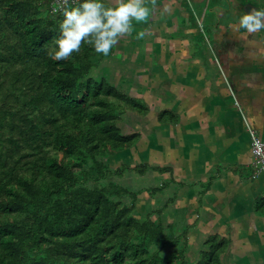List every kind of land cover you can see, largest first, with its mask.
<instances>
[{
    "label": "trees",
    "instance_id": "obj_1",
    "mask_svg": "<svg viewBox=\"0 0 264 264\" xmlns=\"http://www.w3.org/2000/svg\"><path fill=\"white\" fill-rule=\"evenodd\" d=\"M55 1L0 0V264H223L227 237L210 236L190 256L188 229L175 236L155 214L135 215L143 192L113 178L169 169L112 168L107 160L141 139L123 130L125 116H149L156 125L176 116L165 111L157 118L115 77L91 76L117 44L108 56L85 43L69 58L53 59L63 19Z\"/></svg>",
    "mask_w": 264,
    "mask_h": 264
},
{
    "label": "rangeland",
    "instance_id": "obj_2",
    "mask_svg": "<svg viewBox=\"0 0 264 264\" xmlns=\"http://www.w3.org/2000/svg\"><path fill=\"white\" fill-rule=\"evenodd\" d=\"M153 1L157 4L154 3L149 20L138 24L140 29L146 31V35L138 38V27L123 35L112 56L96 61L91 76L95 79L105 76L110 80L115 77V83L126 93L143 97L142 100L150 104L151 115H155L157 108H161V112L169 111L175 116L179 115L178 112L182 113L187 121L182 127L179 125V132H174L170 125L160 129L151 123L152 118L149 116L127 113L125 118H128V124L123 130L126 127L129 133L139 132L141 139L133 149H127L108 159L112 168L141 164L157 167V163L165 168L171 162L170 168L179 175L173 181L180 180L187 184L195 177L193 171L199 167L200 158L204 157V143L207 138H200L203 137L201 129L204 126L211 125V130L216 132L217 118L221 120L223 115L231 112L234 119H241L248 132L250 129L258 132V128H264V29L244 34L246 30L238 24L244 11H251L257 6L264 7V0H210V9L207 15L208 6L204 9L203 19H200V2L205 0H149L150 4ZM192 21L197 22L198 28L195 23L191 25ZM224 35L227 36L229 44L233 43L227 49L225 58H220L219 51L226 46L218 43ZM234 56L238 59L235 60ZM155 61L157 64H154ZM171 72L175 75L170 76ZM166 77H172L173 82L168 83L167 88H158L161 82L157 85V80H164ZM206 102L210 108L207 114L211 118L204 113ZM192 110L197 112V118L192 115ZM248 113L253 116L252 121L255 123H252ZM212 118L215 123L210 122ZM224 131H227L226 125ZM180 132H188L189 136L184 135L188 136L187 142L182 143L183 140L177 138ZM242 137L249 138L248 134H243ZM183 144H186L185 148L180 147ZM171 147L173 148L170 151ZM195 164L197 168L194 169ZM206 168L207 166L202 165L199 167L197 173L200 181H208L204 176L201 179L200 174ZM171 169L166 173L150 170L145 175L127 171L122 178L113 180L132 192L142 191L143 194L135 201V215L144 220L155 214V220L161 221L167 233L171 232L168 225H172V233L178 236L183 233L186 225L197 219V226L192 224L193 228L187 235L190 246L187 255L191 256L210 237L211 229L204 228V214L196 203L192 204V211L180 210L179 208L185 206V199L181 198L176 203L171 202L167 210H162L165 201L175 191V185L170 183L169 178ZM187 173L184 179L185 176L182 175ZM199 180L198 177L195 178L196 183ZM164 185L167 187L162 192L151 193L152 189L162 188ZM192 190L196 188L193 187ZM124 203L127 204L128 200ZM192 212L193 215H190ZM219 226L224 231L226 223L216 222L213 225L215 231ZM170 251L171 249H166L165 252Z\"/></svg>",
    "mask_w": 264,
    "mask_h": 264
},
{
    "label": "crops",
    "instance_id": "obj_3",
    "mask_svg": "<svg viewBox=\"0 0 264 264\" xmlns=\"http://www.w3.org/2000/svg\"><path fill=\"white\" fill-rule=\"evenodd\" d=\"M208 1H206L204 7H201L202 13L200 19H203L204 9L207 8ZM111 2L112 0L108 1L109 4ZM191 23V25H194V22ZM195 24L197 26V23ZM218 44H221V46L225 44L226 47H221L219 51L220 58H225L228 52L227 49L231 48L227 36L224 35ZM233 58L235 60L238 59L235 56ZM154 64H157V61ZM173 75L175 74L171 72L170 76ZM165 79L161 80L159 78L157 80V85L159 82L162 83V85L160 83L157 86L158 88H167V84L173 82L172 77H166ZM202 83L207 85L206 82ZM205 90L208 92L207 88ZM207 103L204 113L208 118H211L207 114V111L210 110L209 106L207 107ZM161 111V108H157V114H160ZM245 112L247 111L245 110ZM178 114L174 123L170 122V124L161 125L158 124L159 121L157 120V126L162 129L170 125L174 132H179V125L182 127V124L184 122L187 124V121L182 117L184 114L179 112ZM192 115L196 118L198 117L197 112L194 110H192ZM249 116L252 121L253 116L250 114ZM210 122L215 123L214 118ZM216 123L218 125L216 132L211 130V125L209 127L204 126L201 129L203 137L200 138L205 139L206 136L207 139H205L204 143V157L203 159L202 157L200 158L199 167L201 165L207 166L204 172L200 174L201 179L204 176L208 181L206 182L205 179L199 180L200 175L197 173L199 172V167L197 168L196 164L194 165V169H197L193 171L195 177L190 180V183L186 184V182H180V180L173 181L179 175L176 174L177 172L172 171L170 168L172 163L169 162V166L167 167L172 172L171 177H169L170 183L175 185V191L172 193L171 198L165 201L162 210H167L171 202L175 201L176 203L181 198L185 199V206L179 208L180 210L192 211V204L196 203L198 209H201L204 214V217H202L205 224L204 228L211 229L209 236L220 235L230 240V247L224 257L223 264H264V172H260L257 177H254L251 136L241 119H234L230 112L228 115H223L221 120L217 118ZM252 123H255V121H252ZM224 125L227 127L226 132H223ZM258 132L260 137L264 139V128H258ZM185 134L189 136L188 132H180V136H177V138L183 140L182 143L188 141V136H184ZM243 134H248L249 138H243ZM225 141L228 142L224 143ZM186 144L180 147L185 148L184 145ZM197 144L199 143H195V145ZM172 148H170V151ZM194 149L193 147V151ZM157 166H160V164L157 163ZM160 167L162 168V166ZM187 175L188 173L182 176H185V179ZM197 177L199 181L196 183L195 178ZM193 187L196 190H192ZM159 214L161 215V211ZM190 215H193V212ZM196 220L192 223L194 226H197ZM218 221L226 223L224 231H222V227L220 226L217 231L213 228V225ZM192 224L186 225L185 229H188V234L190 233L189 230L193 228Z\"/></svg>",
    "mask_w": 264,
    "mask_h": 264
},
{
    "label": "clouds",
    "instance_id": "obj_4",
    "mask_svg": "<svg viewBox=\"0 0 264 264\" xmlns=\"http://www.w3.org/2000/svg\"><path fill=\"white\" fill-rule=\"evenodd\" d=\"M66 5L67 0H64L60 6L63 15L59 26L60 34L53 38L54 48L49 52L55 60L69 58L79 52L85 43L96 53L108 56L123 35L133 32L136 24L149 20L154 2L150 4L149 0H112L106 6L105 0H80L75 7ZM238 24L246 30L244 34L264 29V7L257 6L251 11H244ZM145 35L142 28L137 32L138 38Z\"/></svg>",
    "mask_w": 264,
    "mask_h": 264
},
{
    "label": "built area",
    "instance_id": "obj_5",
    "mask_svg": "<svg viewBox=\"0 0 264 264\" xmlns=\"http://www.w3.org/2000/svg\"><path fill=\"white\" fill-rule=\"evenodd\" d=\"M71 0H67V3ZM55 3L59 6L64 3V0H56ZM251 136V151L254 157L253 169L254 177H257L260 172H264V139L260 137L258 132L249 130Z\"/></svg>",
    "mask_w": 264,
    "mask_h": 264
}]
</instances>
